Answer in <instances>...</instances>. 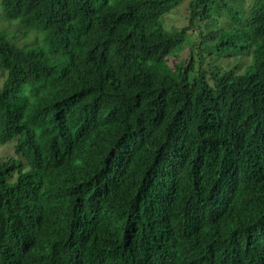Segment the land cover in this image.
<instances>
[{
  "label": "trees",
  "instance_id": "obj_1",
  "mask_svg": "<svg viewBox=\"0 0 264 264\" xmlns=\"http://www.w3.org/2000/svg\"><path fill=\"white\" fill-rule=\"evenodd\" d=\"M183 1L0 0V264H264V0Z\"/></svg>",
  "mask_w": 264,
  "mask_h": 264
},
{
  "label": "rangeland",
  "instance_id": "obj_2",
  "mask_svg": "<svg viewBox=\"0 0 264 264\" xmlns=\"http://www.w3.org/2000/svg\"><path fill=\"white\" fill-rule=\"evenodd\" d=\"M228 1L232 2L233 0H228ZM189 2H190V0H184L180 5H177L176 9L166 18L167 29L181 30V29L189 26V9H188ZM12 29L13 28H10V31H5L4 26L0 25V33H5L6 35L11 36V34L13 33ZM191 35H194V34H191ZM191 38L194 39L193 36ZM18 45L21 48H26L27 46H29L28 43H23V42H21ZM188 49H189V45H187L184 48V50H186V51H184L181 56L186 57ZM185 60H186V58H185ZM1 80L2 79L0 76V81ZM0 87H1V83H0ZM13 146H14L13 144H8V145H6V147L0 146V159L9 160L13 157L15 154Z\"/></svg>",
  "mask_w": 264,
  "mask_h": 264
}]
</instances>
